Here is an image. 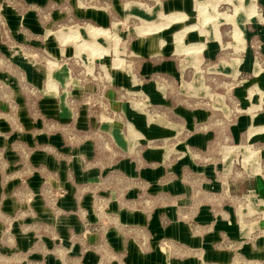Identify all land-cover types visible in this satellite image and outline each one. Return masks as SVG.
Here are the masks:
<instances>
[{"label":"rangeland","instance_id":"1","mask_svg":"<svg viewBox=\"0 0 264 264\" xmlns=\"http://www.w3.org/2000/svg\"><path fill=\"white\" fill-rule=\"evenodd\" d=\"M126 243L264 264V0H0V264Z\"/></svg>","mask_w":264,"mask_h":264},{"label":"crops","instance_id":"2","mask_svg":"<svg viewBox=\"0 0 264 264\" xmlns=\"http://www.w3.org/2000/svg\"><path fill=\"white\" fill-rule=\"evenodd\" d=\"M158 9H159V7L157 8V6H156L153 10H143L144 14H142V13H140V12H142V10L140 9L139 5L132 3V4H129V5H126L125 11H126L127 14H139L141 19H144V18L146 19V18L154 17L156 12H158ZM151 12L154 13V14H152ZM113 26L114 25H112V27ZM65 30L66 29L62 28L61 30H59V31H57L55 33L56 34L63 33V31H65ZM74 30L75 31H73V32H74V34L77 37H79L80 36L79 34H81L83 36V38L87 37V38H90L91 40L98 39L99 37L102 36V33H98V31H94L93 32V30H101V29H93L90 26H88L87 28H83V29L75 27ZM98 55H101V53H99ZM141 175L143 177H145V178L155 177L157 175H160V169H157L155 171L143 170L141 172ZM112 206H113V204H110V207H112ZM138 216H139V214L134 215V216H130V215L123 216V218L121 217V222H123L126 225L136 224L138 226H141V228L143 229V226L145 225L144 219L142 217L140 219V216H139V218H137ZM113 235L114 234H112V233H110L108 235V244H109V246L111 247L112 250L115 248V249H117L115 251H122V250H120V248H121V242H122L123 238L121 236H118V235H115V236H113ZM129 245H130V243H128V244L126 243V252L130 255L132 263L144 264V263L149 261V259H150L148 257L149 255L146 256L144 254V250L142 252H140V251L134 250L133 247L129 246ZM122 249H123V247H122ZM151 257H152V260L154 262L157 261V260L160 261L161 258H162L161 255L158 254V253H153L151 255Z\"/></svg>","mask_w":264,"mask_h":264}]
</instances>
